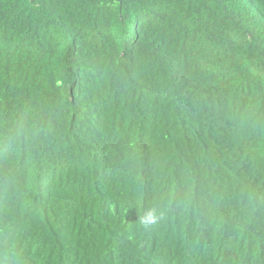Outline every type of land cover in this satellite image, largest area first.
I'll list each match as a JSON object with an SVG mask.
<instances>
[{
    "label": "trees",
    "instance_id": "trees-1",
    "mask_svg": "<svg viewBox=\"0 0 264 264\" xmlns=\"http://www.w3.org/2000/svg\"><path fill=\"white\" fill-rule=\"evenodd\" d=\"M0 264H264V0H0Z\"/></svg>",
    "mask_w": 264,
    "mask_h": 264
}]
</instances>
